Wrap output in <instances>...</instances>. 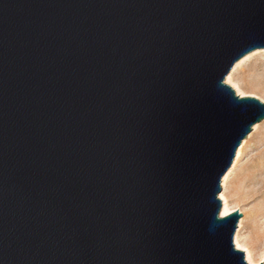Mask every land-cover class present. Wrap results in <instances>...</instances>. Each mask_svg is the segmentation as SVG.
Segmentation results:
<instances>
[{
  "label": "water",
  "instance_id": "95a60500",
  "mask_svg": "<svg viewBox=\"0 0 264 264\" xmlns=\"http://www.w3.org/2000/svg\"><path fill=\"white\" fill-rule=\"evenodd\" d=\"M264 0H0V264H247L221 178L264 119L224 83Z\"/></svg>",
  "mask_w": 264,
  "mask_h": 264
},
{
  "label": "rangeland",
  "instance_id": "374dc122",
  "mask_svg": "<svg viewBox=\"0 0 264 264\" xmlns=\"http://www.w3.org/2000/svg\"><path fill=\"white\" fill-rule=\"evenodd\" d=\"M237 62L230 75L243 95L236 93L225 78L224 83L239 96H253L264 102V48L250 51ZM239 146L224 192L241 214L236 227L241 220L240 241L247 242L256 264H264V119L252 126Z\"/></svg>",
  "mask_w": 264,
  "mask_h": 264
},
{
  "label": "bare ground",
  "instance_id": "6f19581e",
  "mask_svg": "<svg viewBox=\"0 0 264 264\" xmlns=\"http://www.w3.org/2000/svg\"><path fill=\"white\" fill-rule=\"evenodd\" d=\"M230 73L231 72H229L226 75L225 82L229 83L236 90V93H238L239 95H243L240 92L237 84L232 82ZM255 127H256V125L253 128H255ZM240 149H241V147L238 146V148L236 150V153H235V158L233 159V162H232L233 164H234V161L238 157ZM230 170H231V168H228V170L225 172V174L221 178V190L223 188V191H220V193L218 194V198L221 201L220 216H225V215L231 213L234 210V206H235L233 203L229 202V200H228V198H227V196H226V194L224 192V189L226 188V182H227ZM240 227H241V220L238 223V229L234 232V236H233L234 247L236 249L244 252V258H245V261L247 262V264H256V260H255L253 254H252V250L249 248L247 242L240 241V236L238 234L239 230H240ZM255 237L257 238L258 235L256 234Z\"/></svg>",
  "mask_w": 264,
  "mask_h": 264
}]
</instances>
